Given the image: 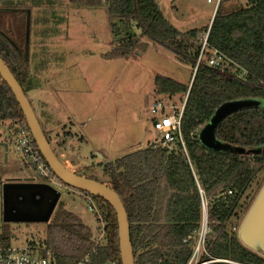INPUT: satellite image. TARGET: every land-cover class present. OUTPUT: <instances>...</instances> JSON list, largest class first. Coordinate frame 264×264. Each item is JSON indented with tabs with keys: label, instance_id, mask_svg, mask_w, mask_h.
I'll list each match as a JSON object with an SVG mask.
<instances>
[{
	"label": "trees",
	"instance_id": "obj_1",
	"mask_svg": "<svg viewBox=\"0 0 264 264\" xmlns=\"http://www.w3.org/2000/svg\"><path fill=\"white\" fill-rule=\"evenodd\" d=\"M4 1L9 0L0 3ZM69 3L106 8L115 45L102 55L104 60H128L152 44L194 67L197 50L192 57L186 52L196 31L180 33L174 29L154 0H69ZM222 5L223 1L210 24L208 44L224 56L227 69L215 70L201 64L189 85L163 76L154 78L157 96L185 99L180 121L183 147L179 141L170 149L150 146L103 165L107 185L120 198L127 215L134 264H188L201 228V196L207 208L209 229L203 244L208 255L205 260L216 261L211 264H264V257L238 241L237 230L244 217L236 212L255 173L264 169V152L241 156L213 151L198 140L199 132L220 106L252 101L256 106L219 123L214 137L231 148H264V0H248L245 7L229 12ZM17 13L25 20L24 13L10 14ZM4 28L6 23L0 19V58L25 94L29 84L23 48ZM241 72L246 77H240ZM5 122L18 124L29 133L11 92L0 79V123ZM32 144L39 154L33 140ZM90 197L104 223V237L95 252L92 253L96 238L93 232L61 205L48 222L45 239L38 242L40 252L49 251L58 263H74L88 254L92 264L120 263L115 215L106 202ZM8 239L2 230L0 246H9Z\"/></svg>",
	"mask_w": 264,
	"mask_h": 264
},
{
	"label": "rangeland",
	"instance_id": "obj_2",
	"mask_svg": "<svg viewBox=\"0 0 264 264\" xmlns=\"http://www.w3.org/2000/svg\"><path fill=\"white\" fill-rule=\"evenodd\" d=\"M154 1L174 29L180 33L196 31L195 39L187 45L186 53L192 57L197 50V39L212 22L215 2ZM221 1L225 12L245 7L248 2ZM0 9L29 11L26 64L29 88L25 95L53 152L69 171L107 183L102 171L105 163L139 147L157 146L155 142L161 136L153 130L154 116L148 107L160 101L171 108L165 112H177L184 99L183 96H157L154 78L163 76L189 85L193 69L186 61L152 44L128 60H104L102 55L115 45L112 21L105 7L75 6L69 0H9L0 3ZM0 19L6 23L4 31H9L8 36L23 48L24 16L2 14ZM120 26L118 23L117 27ZM133 32L137 33L135 28ZM15 132L14 125L0 123V233L2 230L7 233L9 246L40 252L38 242L45 239L48 223L2 222L4 183L47 182L15 151ZM263 183L264 169L255 173L241 197L238 216L244 217ZM51 187L60 193L56 208L61 205L66 212L78 217L94 237H99L100 223L88 210L85 195L64 184L63 188ZM208 231L207 222L202 220L194 249L197 253L191 264L202 262L200 259L205 255L202 240Z\"/></svg>",
	"mask_w": 264,
	"mask_h": 264
},
{
	"label": "water",
	"instance_id": "obj_3",
	"mask_svg": "<svg viewBox=\"0 0 264 264\" xmlns=\"http://www.w3.org/2000/svg\"><path fill=\"white\" fill-rule=\"evenodd\" d=\"M14 12L21 11L0 9V14ZM24 14L23 59L27 62L29 11H24ZM9 43L15 47L10 40ZM0 79L11 92L39 154L54 176L69 188L103 200L112 209L117 224L119 262L120 264H134L129 238V223L120 198L109 188L107 183H100L90 178L78 176L64 167L47 141L21 86L1 58ZM253 106H256V102L239 101L220 106L211 120L199 132L198 140L200 144L213 151L231 152L241 156H253L263 153L264 148L256 150L231 148L228 145L219 143L214 137L216 126L224 119ZM3 147L6 151V145H3ZM1 197L3 223H48L59 201L60 193L50 186L31 181L22 183L6 182L2 185ZM237 239L243 247L264 257V183L238 227Z\"/></svg>",
	"mask_w": 264,
	"mask_h": 264
},
{
	"label": "built area",
	"instance_id": "obj_4",
	"mask_svg": "<svg viewBox=\"0 0 264 264\" xmlns=\"http://www.w3.org/2000/svg\"><path fill=\"white\" fill-rule=\"evenodd\" d=\"M215 2V10L220 4L221 0H206L207 3ZM210 28V26H209ZM209 28L202 34H200L197 45V56L194 64L192 78L199 67V65L204 64L209 68L215 70H223L225 69V58L222 54H220L215 49L211 48L208 44V34ZM245 72L240 73V77H246ZM192 81V80H191ZM185 99L183 105L179 111L177 112H165L167 109H171L167 107L160 101H155L148 107V111L153 118V130L155 133L159 134L161 137L158 139L157 144L158 147L162 149H170L172 144L175 141H179L181 147H183V141L181 137L180 131V121L182 117L183 107H184ZM16 127L15 132V151L22 154L24 160L27 164L34 170L35 173L42 179L47 182L44 185L50 186L54 185L57 188H63V183H61L54 174L49 170L46 163L42 159L41 155L36 152L32 144V138L29 133H27L20 125L14 124ZM37 149V148H36ZM52 188V187H51ZM55 189V188H53ZM56 190V189H55ZM58 191V190H56ZM59 192V191H58ZM230 195V192L227 193ZM88 201V210L94 213L96 220L100 223L101 234L99 237L94 240V247L92 249V253L95 252V247L99 245L104 237V223L102 217L97 209V206L93 202L90 196L84 197ZM201 216L204 223L207 222V212L206 205L201 196ZM206 228V224H205ZM204 244V240H202ZM197 250L193 252V255L188 262L194 260L196 256ZM204 257L201 258L200 264H206L208 262H216V261H206L205 258L208 257L207 253H204ZM0 264H92L90 255L84 256L77 262L74 263H58L54 260L52 254L49 251H45L44 253L35 251L32 249H28L26 247H14V246H0ZM106 264H118L115 261L107 262ZM120 264V263H119Z\"/></svg>",
	"mask_w": 264,
	"mask_h": 264
},
{
	"label": "crops",
	"instance_id": "obj_5",
	"mask_svg": "<svg viewBox=\"0 0 264 264\" xmlns=\"http://www.w3.org/2000/svg\"><path fill=\"white\" fill-rule=\"evenodd\" d=\"M139 149H141V148L139 147V148H137V149H134V150H132V151L139 150ZM132 151H131V152H132ZM129 153H130V152H129ZM59 161H60V160H59ZM63 165H64V164H63Z\"/></svg>",
	"mask_w": 264,
	"mask_h": 264
},
{
	"label": "bare ground",
	"instance_id": "obj_6",
	"mask_svg": "<svg viewBox=\"0 0 264 264\" xmlns=\"http://www.w3.org/2000/svg\"><path fill=\"white\" fill-rule=\"evenodd\" d=\"M65 167V166H64ZM66 168V167H65ZM67 169V168H66ZM68 170V169H67ZM69 171V170H68ZM71 172V171H70Z\"/></svg>",
	"mask_w": 264,
	"mask_h": 264
}]
</instances>
